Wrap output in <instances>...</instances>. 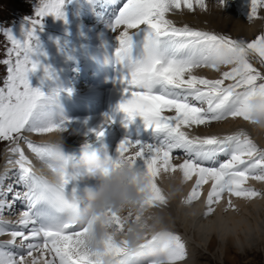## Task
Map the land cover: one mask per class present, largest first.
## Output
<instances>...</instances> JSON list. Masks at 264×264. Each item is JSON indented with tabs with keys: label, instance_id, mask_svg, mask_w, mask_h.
Returning <instances> with one entry per match:
<instances>
[{
	"label": "snow or ice",
	"instance_id": "1",
	"mask_svg": "<svg viewBox=\"0 0 264 264\" xmlns=\"http://www.w3.org/2000/svg\"><path fill=\"white\" fill-rule=\"evenodd\" d=\"M65 0H44L35 12L36 19L27 20L28 27L22 28L23 41L18 40L11 29L4 31L11 42L9 55L15 61L9 65L7 80L0 87V139L11 140L14 134L24 131L38 135L55 131H68L71 121L61 119L54 122L51 107L57 92L45 96L40 89L30 87L29 74L41 65L33 60L36 55V32L42 30V21L52 15L63 18ZM227 6L228 0H219ZM199 7L207 10L206 0H126L110 25L115 32L121 25L125 30L116 37L115 64L120 71L119 83L123 99L117 111L125 114L124 127L141 117L145 130L151 133L148 142L124 139L117 147V160L130 157L133 167L142 162L144 170L155 180L161 171H180L186 182L196 177L188 202L201 196L203 185L210 183L207 193L208 212H214L225 195L229 197L228 207L234 208L231 197L244 200L264 198V192L247 187L249 180L264 182V150L259 149L244 133L234 135L199 136L190 135L196 127H209L214 122L237 117L249 121L250 102L264 99V76L253 67L249 56H258L264 64V34L244 43L228 36L217 35L188 26L177 27L166 18L173 10ZM247 20L264 19L259 10L264 9V0H249ZM143 25L144 27H141ZM128 29H139L129 34ZM223 50L227 62L217 64L216 55ZM221 66H231L219 79H207L193 75L195 69L209 68L217 72ZM49 69L45 68L47 74ZM226 81L231 83L225 84ZM174 112V115H164ZM115 123L111 116L105 117V124ZM187 129L188 131H185ZM97 139L104 136L103 128L94 130ZM28 147L43 160L41 143L28 141ZM130 148H136L134 155L125 156ZM15 161L19 169L20 182L26 186L24 197L26 210L19 221L23 230H12L14 244L21 238L18 252L0 249V264H100V260L82 251L83 237L88 226L73 222L78 209L68 198L34 172L31 162L18 147ZM223 157V159H220ZM179 159L178 165L172 161ZM107 163H113L108 157ZM105 174L107 168H105ZM67 184V180L64 181ZM8 191H12L9 187ZM14 199H19L17 195ZM165 198L156 183L152 185L149 206L163 204ZM2 203V202H0ZM11 207V205H7ZM117 225L119 218L114 217ZM4 231L0 230V235ZM26 242V243H25ZM157 247L151 240L141 252ZM169 264L185 259V245L179 236L170 235L163 245ZM39 252V256L34 253ZM51 259H45V254ZM105 254L113 256L116 264H137L126 254L125 247L107 243Z\"/></svg>",
	"mask_w": 264,
	"mask_h": 264
},
{
	"label": "clouds",
	"instance_id": "2",
	"mask_svg": "<svg viewBox=\"0 0 264 264\" xmlns=\"http://www.w3.org/2000/svg\"><path fill=\"white\" fill-rule=\"evenodd\" d=\"M215 62L225 64L227 54L220 50ZM249 107L251 116L248 123L264 130V99L252 100ZM65 141L64 131H56L42 141L44 151L40 161L47 174L34 172L60 192L66 193L68 186L73 185L67 194L78 209L73 222L89 228L82 238L81 250L91 254L94 260L98 258L100 264H116L117 258L105 254L106 244L111 242L125 247L126 254L132 256L137 264H169L163 245L174 234L163 211L159 206H149L148 201L152 185L156 183L165 198L163 204L180 197L183 205L190 206L188 197L181 195L186 184L183 176L167 172L154 180L140 167H133L130 157L117 160L115 156L113 163L108 164L107 151L103 150L102 156L94 142L85 139L77 154L66 152ZM158 179L164 187L157 184ZM89 181L94 183H87ZM197 212L195 208L190 210L191 215ZM114 217L119 218V225ZM151 240L157 241V247L141 252Z\"/></svg>",
	"mask_w": 264,
	"mask_h": 264
},
{
	"label": "bare ground",
	"instance_id": "3",
	"mask_svg": "<svg viewBox=\"0 0 264 264\" xmlns=\"http://www.w3.org/2000/svg\"><path fill=\"white\" fill-rule=\"evenodd\" d=\"M237 1L239 3L237 7L240 6L239 10H241V15H235L232 9L228 10L225 6H221L219 2H216L213 5H211L210 2H206V11L196 7L194 11L189 12L185 8L181 11L173 10L171 13H169V15L171 16V21L173 24L178 27H180L183 21H186L191 28H197L200 26L212 27L213 30L219 32L221 35L228 36L236 41L244 42L248 39V35L256 31L257 26L261 25L263 21L262 19L248 21L247 15L249 11V0ZM67 2H69V0H65V3ZM244 4H246V6H244ZM62 12L63 18H57L59 22H62V27L55 26L54 24H52L54 27L51 24H48L45 27L48 31L53 33L57 39H60V36H65L67 34L63 21L71 20L73 13L72 10L69 9L65 4L62 7ZM177 13L180 14L177 15ZM195 13H197V17L194 16ZM262 14H264V9L259 10V15ZM54 19H56V17ZM35 35L36 39L33 43L36 46V56H34L33 59L35 62H38L41 65L39 68H45L47 67V64L51 63L52 60L55 59V54L53 53L55 50L52 48L48 49L50 50L48 53V50H45L39 46L37 38H49L47 33L43 31H37ZM252 57L253 55L249 56V58ZM256 58L258 59V56ZM226 69L229 71L230 67H227ZM194 71L198 73V77H201L199 69H195ZM235 120L236 122L243 124V126L239 128L243 129L246 134L251 133V138L248 136L247 137L251 139L259 149L264 150V130L255 128L254 126L250 125L248 121H245L241 117H237ZM254 139L256 140L254 141ZM17 147L22 151H25V148L22 144L16 145L15 148ZM177 177H179V175ZM195 180L196 177H193L192 180L186 182L184 186L191 187L188 184L195 183ZM251 184L253 185L250 186ZM255 184L259 187H262V192H264V182L249 180L247 187L258 190V188H254ZM204 186L205 188H208L210 183ZM186 214L187 217L189 214V220L195 219V215L190 214V209L179 212L181 217ZM190 223L192 224V221H190ZM194 224V229L191 228L190 231H194V238H198L197 240H200L198 241L199 243L203 241L204 246H206L210 252L215 251L216 248L219 247L222 250L220 251L222 252L224 258L229 260L228 256L231 255V251L234 250V253L238 258V254L243 251L245 254L246 248L251 247L252 242H262V245L264 246V198L258 197L257 199L251 201L244 199L243 201L239 200L237 202L236 209H233L232 212L224 215L217 214L212 218H209L205 221H199L198 223ZM206 243L208 244L206 245ZM236 261L238 260L236 259Z\"/></svg>",
	"mask_w": 264,
	"mask_h": 264
},
{
	"label": "rangeland",
	"instance_id": "4",
	"mask_svg": "<svg viewBox=\"0 0 264 264\" xmlns=\"http://www.w3.org/2000/svg\"><path fill=\"white\" fill-rule=\"evenodd\" d=\"M206 2H209V0H207ZM216 2H219V1H216ZM193 232L194 231H192V234H193ZM198 241H200V240H198ZM257 242H252V244H251L252 246L249 248H246L245 254H244V251L242 250L243 252H240L238 254L239 259L237 258V256L234 253V250H233V251H231V255L228 256L229 260H226L224 258V256L222 255V252H221L222 250L218 247V248H216L215 251L212 252L213 253V255H211L212 256V262L210 264H264V246L262 245V242L261 243H257ZM201 243L203 244V241H201L200 244ZM208 243H206V245ZM236 259L238 261H236ZM189 263L190 264H196V262L193 261V258L189 261ZM189 263H185V264H189Z\"/></svg>",
	"mask_w": 264,
	"mask_h": 264
}]
</instances>
